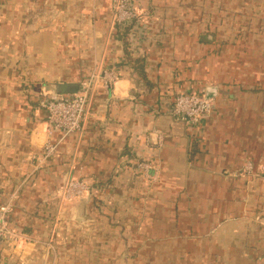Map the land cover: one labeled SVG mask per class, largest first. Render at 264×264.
<instances>
[{
  "label": "crops",
  "instance_id": "0c3cea01",
  "mask_svg": "<svg viewBox=\"0 0 264 264\" xmlns=\"http://www.w3.org/2000/svg\"><path fill=\"white\" fill-rule=\"evenodd\" d=\"M112 7L0 0V204L16 195L32 241L0 264H264V0H135L128 47ZM103 69L118 80L95 84L83 132L49 136L41 101ZM180 93L212 113L176 120ZM80 178L91 191L59 212Z\"/></svg>",
  "mask_w": 264,
  "mask_h": 264
},
{
  "label": "built area",
  "instance_id": "2783aa9c",
  "mask_svg": "<svg viewBox=\"0 0 264 264\" xmlns=\"http://www.w3.org/2000/svg\"><path fill=\"white\" fill-rule=\"evenodd\" d=\"M113 19L117 32L124 33L133 28L139 20L135 0H112ZM131 34V33H130ZM131 40V39H130ZM102 80L109 88L116 83L118 75L115 70L103 69L92 75L89 81L82 83L80 90L72 95H56L41 101V106L46 112L45 124L48 135L54 133L61 135V139L82 133L85 119L88 115L91 102L94 97L95 84ZM214 109V101L205 93H180L175 97L171 115L178 121L188 126L198 125L209 116ZM56 145L47 142L45 146V158L51 157L56 151ZM137 167L145 174L151 166L145 162H137ZM251 169V168H248ZM264 177V165L261 167ZM93 183L85 178L71 179L55 193L58 201L59 212L68 204L82 201L92 189ZM5 198L4 191L0 188V201ZM16 201V195H10L6 201L0 204V246L17 248L21 242H32L11 227V216ZM53 242L48 244L52 250Z\"/></svg>",
  "mask_w": 264,
  "mask_h": 264
},
{
  "label": "water",
  "instance_id": "95a60500",
  "mask_svg": "<svg viewBox=\"0 0 264 264\" xmlns=\"http://www.w3.org/2000/svg\"><path fill=\"white\" fill-rule=\"evenodd\" d=\"M80 90L79 85H61L57 88L59 94L72 95L78 93ZM207 97H209L207 95Z\"/></svg>",
  "mask_w": 264,
  "mask_h": 264
},
{
  "label": "trees",
  "instance_id": "16d2710c",
  "mask_svg": "<svg viewBox=\"0 0 264 264\" xmlns=\"http://www.w3.org/2000/svg\"><path fill=\"white\" fill-rule=\"evenodd\" d=\"M123 34V39H124V41H125V44L127 45V47L129 46V43H128V40H127V38H128V31L126 30L124 33H122ZM128 43V44H127ZM132 66L137 70V71H139V72H141L142 73V71H143V62L141 61V60H134V61H132ZM143 74V73H142Z\"/></svg>",
  "mask_w": 264,
  "mask_h": 264
}]
</instances>
